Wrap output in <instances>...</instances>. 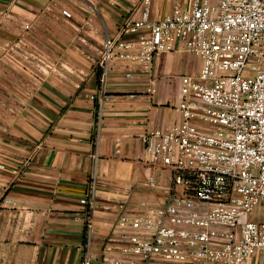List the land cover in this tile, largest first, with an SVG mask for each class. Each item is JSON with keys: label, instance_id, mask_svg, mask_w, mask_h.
<instances>
[{"label": "crops", "instance_id": "1", "mask_svg": "<svg viewBox=\"0 0 264 264\" xmlns=\"http://www.w3.org/2000/svg\"><path fill=\"white\" fill-rule=\"evenodd\" d=\"M190 7L191 0H152L150 17ZM141 13L140 0H0V73H15L17 49L10 44L21 35L41 44L47 62L38 76L24 70L23 79L8 78L12 92L2 101L0 264H82L88 247L91 264H111L105 255L127 260L115 226L123 200L135 209L140 201L164 199L171 174L146 161L142 134L180 120L181 75L197 76L201 58L176 42L149 70L115 62L106 82L113 99L99 131L91 97L99 89L96 62L106 36ZM150 175L158 181L154 190L145 184ZM92 180L88 222L81 197ZM148 264L179 263L154 258Z\"/></svg>", "mask_w": 264, "mask_h": 264}, {"label": "built area", "instance_id": "2", "mask_svg": "<svg viewBox=\"0 0 264 264\" xmlns=\"http://www.w3.org/2000/svg\"><path fill=\"white\" fill-rule=\"evenodd\" d=\"M140 1L141 16L106 36L96 62L97 130L113 99L106 82L115 62L149 70L155 56L180 42L202 64L197 76L181 75L180 120L142 134L146 161L171 174L164 199L135 209L123 200L115 226L128 259L104 258L264 264V0H191L189 9L157 19L152 0ZM147 89L154 91L152 83ZM145 184L159 187L154 175ZM95 195L92 180L81 197L88 222ZM91 260L88 247L82 264Z\"/></svg>", "mask_w": 264, "mask_h": 264}, {"label": "rangeland", "instance_id": "3", "mask_svg": "<svg viewBox=\"0 0 264 264\" xmlns=\"http://www.w3.org/2000/svg\"><path fill=\"white\" fill-rule=\"evenodd\" d=\"M64 10H68L70 12V15L65 14ZM62 13L67 18L73 17V11L70 7H63ZM64 24L65 32H69L71 24L66 22ZM48 25L54 28V25L52 23H49ZM43 43L46 46V40H44ZM40 45L39 42L38 44L30 41L27 42L26 40H24V37H22V35L21 37L16 39L15 42L10 44V47H15L17 49L16 69L13 68L16 74L12 73V77H9V73L7 70L5 71V73H0V75L2 76V78L0 79V111L7 110V103H4L2 101L4 97L8 96L12 92L13 83L11 84V80L8 78H12L14 80L16 77H20L23 79V75L25 74L24 70H28V72L30 71L31 74L35 73L38 76L37 73L41 70V66L46 65V56L39 49ZM5 46L7 47L8 44L6 43ZM28 80H30V78H28Z\"/></svg>", "mask_w": 264, "mask_h": 264}]
</instances>
